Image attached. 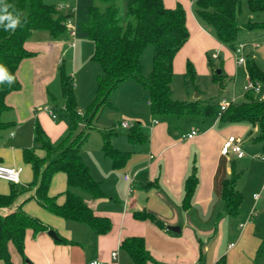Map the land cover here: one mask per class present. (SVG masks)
<instances>
[{"label": "crops", "instance_id": "0c3cea01", "mask_svg": "<svg viewBox=\"0 0 264 264\" xmlns=\"http://www.w3.org/2000/svg\"><path fill=\"white\" fill-rule=\"evenodd\" d=\"M164 1L170 7L176 6L178 2L183 3L190 30L188 41L175 55L174 77L178 72L185 73L188 60L195 61L190 46L196 41L201 55L205 53L208 58L209 52H218V58L213 59H221L223 72H227L219 80L221 88L226 87L227 79H233L234 82L238 80L242 73L240 67L244 63H238L235 57V68L227 70L226 57H229V53L224 51L227 45L210 33V28L199 19L194 9L195 0ZM67 2L71 5L73 0ZM69 7L64 10L70 12ZM42 31L47 33H39ZM65 32L55 37L48 30H36L25 42V47L33 55L24 58L18 68L21 88L6 96L9 108L4 112H11L7 120L20 131L18 134L10 132V137H15L16 140L11 146L6 148L0 144L1 163L5 165L23 166V151L34 142L36 119L52 141L59 140L67 132L68 123L56 121L46 109L52 107L53 101L57 102L62 96V92L58 95L51 89L56 80H59V66L70 61L73 66V71L70 72L73 76L77 75L81 50L85 44L78 36H72L68 29ZM99 74L98 70L97 75ZM76 89H79V85H75V93L80 106L83 100ZM116 90L127 94L133 101H137L139 92L144 91L148 95L147 103L150 106L148 90L135 78L124 80ZM229 97L223 96L220 102L224 98L236 102L238 92L235 86ZM198 98L204 100L201 91L196 97L186 96L183 99ZM129 118L131 123L139 121L148 136L143 142H133L126 132L118 130L121 129V121L116 123L117 133L112 135L111 141L116 148L129 152L124 164L115 167L112 158L103 152V135L99 145L92 150L87 149V158L84 156L92 174L101 182L105 195L96 197L86 192L82 194L96 214L111 219V230L99 234L84 222L54 214L31 198L34 189L26 190L12 206L0 207V213L7 214L21 207L29 214L39 217L48 225V229L37 234L32 230L27 231L24 254L17 250L13 242H9L13 264H89L95 259L105 264H135L131 255L121 248L123 239L134 235L144 236L153 257L163 264H216L220 260L224 264H264V231L258 229L259 217L253 219L252 216L249 219L252 208L264 195L258 200L252 195L261 191L264 184V168H260L258 172L253 170L254 162H259L254 157L263 150L262 144L252 139L257 127L248 122H224L219 116H155L151 109L148 119L139 116ZM32 121L33 134L28 138L23 131ZM192 130H196L195 136L183 137V134ZM230 135L241 138L244 156L221 153L222 145ZM8 142L9 140L4 141ZM37 154L43 156L45 151ZM233 164L238 171H242L236 189L242 192L243 200L245 195H252L253 200L252 205L250 199L242 201L237 215L223 212V181L231 174ZM128 172L133 177L131 190L130 181L125 177ZM253 172L256 174L255 184L248 189ZM192 174L197 176L198 182L190 206L184 207L185 183ZM58 175L60 182L64 183V186L58 188L61 191L59 193H64L60 198L53 184ZM32 178V171H26L23 167L21 182L16 186H26ZM12 186V182L0 179V193H9ZM67 188L66 174L62 171L55 173L50 193L56 195L62 203ZM135 211L150 212L155 219H138L134 215ZM49 229H53L57 237L50 235ZM61 237L65 240H58ZM113 251H118L117 260L112 257ZM0 264L7 263L0 260Z\"/></svg>", "mask_w": 264, "mask_h": 264}, {"label": "trees", "instance_id": "16d2710c", "mask_svg": "<svg viewBox=\"0 0 264 264\" xmlns=\"http://www.w3.org/2000/svg\"><path fill=\"white\" fill-rule=\"evenodd\" d=\"M120 1L124 5L120 4ZM252 11L264 9V0H247ZM14 16L19 14L20 24L15 30L5 29L0 24V65L14 77L11 84L0 83V130L9 127L12 122L3 120L2 114L9 108L6 102L8 93L21 88L18 68L22 60L33 55L25 47V42L36 30H48L57 37L67 30L68 18L72 12L60 8L61 3L75 8V26L78 37H86L94 42L92 58L102 70L98 75L97 90L93 101L84 113L79 110L75 93L74 76L63 62L59 66L64 107L53 101V110L68 118L67 132L57 141H52L38 119L34 127V143L45 151L40 156L35 147L25 148L24 159L32 164L34 180L30 188H34V198L38 204L66 219H74L86 223L99 234L111 230L109 217L98 215L87 204L83 192L93 196H104L101 182L92 174L89 165L82 155V146L90 134L95 119L102 110L112 103L111 94L118 85L128 78H135L149 92L151 113L155 116L186 115L209 117L219 116L224 122H248L257 127L252 139L261 143L264 151V98L257 99L250 91L241 102L231 101L226 110L220 112V106L204 103L200 98L184 100L173 97L174 58L190 37L187 25V11L182 2L176 6H167L164 0H74L68 5L67 0H3ZM195 12L199 19L210 28L216 38L231 47H237L238 33L242 29L239 24L241 0H195ZM69 7V8H70ZM122 7L125 11L122 12ZM264 27V23H248L247 28ZM152 44L153 68L143 73L142 55L146 47ZM213 57L209 56L212 64ZM248 74L253 80L264 84V71L254 61L248 64ZM185 75L192 81L197 70L191 60L187 61ZM214 80L223 76L214 71ZM85 125L80 128V123ZM114 124L110 130L102 131L103 152L110 156L115 167L126 161L129 152L116 148L111 137L117 133ZM133 142H143L147 132L139 121H135L126 132ZM2 158L0 156V162ZM67 176L66 197L59 202L56 195L50 193L52 179L57 172ZM242 171L233 164L231 174L223 181V212L237 215L243 201V194L236 189ZM198 178L190 175L185 183L184 207H189ZM27 189L13 186L9 193H0V207H10L17 197ZM82 191V192H79ZM138 219H155L147 211H135ZM160 223V222H159ZM48 229L39 217L33 216L19 207L7 214L0 213V260L13 264L9 242H13L17 250L24 254L26 234L32 230L34 234ZM64 241L65 238H58ZM135 264H163L157 261L150 252L144 236H128L121 243ZM216 264H224L223 260Z\"/></svg>", "mask_w": 264, "mask_h": 264}, {"label": "rangeland", "instance_id": "374dc122", "mask_svg": "<svg viewBox=\"0 0 264 264\" xmlns=\"http://www.w3.org/2000/svg\"><path fill=\"white\" fill-rule=\"evenodd\" d=\"M49 1H52V0H49ZM241 3H242V8L239 14V24L242 27V29L238 33L237 43L243 44L241 55L245 57L246 62L244 63V66L240 67V73L241 72L242 73L239 79L234 82L233 79L229 80L227 79V77H225L227 79V85L225 88H221L219 85L220 81L214 80L213 73L214 71H218L219 69L223 68L222 60L213 59L212 64H210L209 57L207 58L205 53L201 55L200 49H199L200 47H198L199 46L198 42L193 41L192 45L190 46L191 47L190 50L195 55V58H196L195 61L192 60L197 70L196 78L192 81L189 77L185 75V73L183 74L181 72H178L173 79V84H172L173 85V97L177 99H183L186 96L196 97L197 93L201 91L202 96H204V100H203L204 102L206 103L209 102V103L214 104L215 106H219L220 99L223 96L229 97L230 95H232V90H233V87L235 86V90L238 92V97H237L236 102H241L246 99L245 95L247 94V92L245 91L244 86L248 82V79L250 77L248 74V68H247L248 64L254 61L264 71V27L256 26L253 28H247L246 25H248V23L250 22L254 24L264 23V9L255 12L250 9L247 0H241ZM120 4L124 5L122 1H120ZM194 9H195V5H194ZM124 11L125 9L124 7H122V12ZM208 30L211 31L210 33H213L211 29H208ZM39 33H47V32L42 31ZM65 33L68 35L67 32ZM78 39H82L85 44L83 45L82 50H81V58L79 59L80 63L78 65L77 75L74 76V82H75V85H79V89H76V92L79 94V96L83 100L82 101L83 104L80 103L79 110L81 111V113H84L87 110L90 103L92 102L93 97L95 96V93L97 90V80H98L97 71L99 70V72L102 73V70L100 69L99 63L92 58V55L94 52V42L86 37H78ZM224 51L229 53V57L228 56L226 57V62H227L226 68L227 70L230 71L232 68H235L233 61L235 60L236 54L233 52V49L229 46H227ZM153 53H154L153 45L149 44L143 53V73L145 75H148L152 71ZM212 55L213 54L209 52L208 56L211 57ZM67 65H68V69L70 71H73V66L70 63V61H68ZM226 73L227 72L225 70L223 72V75ZM256 81L260 85V88L258 91H252V92H254L255 97L257 99H262L264 98V84L260 80H256ZM51 89L54 92L56 91L58 95L61 94L62 90H61L60 79L56 80V82L51 86ZM116 89L111 94L112 104L107 105L102 110L99 118L95 119L93 122V126L90 129L89 138L84 142L82 146L83 157L86 156L87 158V149L92 150L93 147H97V145H99L102 139V136H101L102 131L110 130L114 124L120 121H123V120L128 121V119H130L129 116H139V117H143L144 119L149 118L150 106L147 103L148 95L144 93V91L139 92L137 101H133L131 100L130 96L122 92L120 93L119 92L120 90H116ZM89 92H90V95H88ZM60 97L58 98L57 102L59 103L60 106L64 107V98L62 100V96ZM10 113H11L10 111L4 112L3 118L5 120L9 119ZM56 113H57V117L55 118L56 121H65L68 123V118L67 116H65L64 112L61 115H59L58 112ZM7 121L9 122V120ZM180 121H183V120H180ZM33 124H34V121H32L28 125V127H26L23 131V132H26L28 138L29 137L31 138L33 134ZM84 125L85 123L81 122L80 128L83 127ZM118 130L122 133L127 132L126 127H122V126H121V129L119 128ZM12 131L18 134V131H20V129L17 126L16 127L12 126L11 124L6 129L0 130V144L2 147L11 146L12 144L16 142V140H14L15 137L14 138L10 137V132ZM8 140L10 143L9 142L4 143V141H8ZM30 144H32V141L30 142ZM30 147L31 148L35 147V150L37 149L38 153L43 150L40 147H37L34 142H33V145H31ZM30 147H26V148H30ZM256 154L257 155H255L256 157H254V160H257L259 162L257 163L254 162L255 165L253 167V170L255 172L256 171L258 172L260 168H264V160H262V155H264V151L261 149L260 154L259 153H256ZM22 163H23L22 167H24L26 171L28 169L32 171L33 178H32V181L28 183V185L19 186V187L16 186V188L21 189L20 187L22 188L24 187V189L33 190L34 188H30L31 183L34 180V170H33L32 164L25 159L23 160ZM260 164L261 165L263 164V167ZM239 166L241 165L239 164ZM255 172L251 174V177L249 179V183L247 186L248 189H251L253 185L255 184V181H254V179L256 178ZM53 184L55 186L54 189L56 190L60 198L64 193L63 194L59 193L61 191H59L58 188L59 186H64V183L63 181L60 182L59 175L57 176V180L54 181ZM79 192H82V191H79ZM252 195L250 196L245 195L246 198H244L243 201L250 199V204L252 205L253 204ZM251 205H250V208H251ZM253 209H254L253 219L259 217L257 220L258 229H261L264 231V195L262 197V200L257 202V204L254 206ZM262 257H263L262 259H264V253H262Z\"/></svg>", "mask_w": 264, "mask_h": 264}, {"label": "built area", "instance_id": "2783aa9c", "mask_svg": "<svg viewBox=\"0 0 264 264\" xmlns=\"http://www.w3.org/2000/svg\"><path fill=\"white\" fill-rule=\"evenodd\" d=\"M73 2H74V0H73ZM59 7L64 9L68 6L64 3H61L59 5ZM70 9H71L72 15L68 18L67 29L70 31L72 36L76 37L77 34H76V26H75V22H74V19H75L74 5L72 7H70ZM72 44H74V43H72ZM242 49H243V44L238 43L237 47L233 50V52L236 54L238 63H245L246 62L245 57H243L241 55ZM218 56H219L218 52H215L212 55L213 58H218ZM259 88H260V85L258 84V82L256 80L251 79L250 77L248 79V82L244 86V89L246 92L258 91ZM230 102L231 101H229L226 98L222 99V101L220 102V105H219L220 106V112L226 110L227 107L229 106ZM46 109L49 111L50 115L53 118L57 117V113L53 110V108L46 107ZM120 124L123 127L130 128L133 123H131L130 121H127V120H123V121H121ZM196 134H197L196 130H192L190 133L183 134V137L184 138H191V137L195 136ZM221 153H223L224 155L235 154L238 157L244 156L245 150L243 149V147L241 145V138L238 136H235V135L228 136L222 145ZM262 159H264V155H262ZM22 171H23L22 166L5 165V164L0 162V179H4V180H7V181L12 182V183L19 184L21 182V172ZM125 177L127 180L130 181L129 190H131L132 186H133V177H132L130 172L126 173ZM262 194H264V184H263L261 191L254 193L253 197L255 200H258ZM253 208L249 214V219H251L253 214H254ZM232 245H233V243H232ZM112 257H113V259L117 260L118 259V251H113ZM89 264H105V263L101 260L95 259V260L90 261Z\"/></svg>", "mask_w": 264, "mask_h": 264}, {"label": "clouds", "instance_id": "9594fccd", "mask_svg": "<svg viewBox=\"0 0 264 264\" xmlns=\"http://www.w3.org/2000/svg\"><path fill=\"white\" fill-rule=\"evenodd\" d=\"M10 7H12V5L4 4L3 0H0V24H5V21H7L5 29L15 30L20 24V17L19 14L14 16L11 12H9ZM13 80L14 77L8 74L3 65H0V83L7 81L11 84Z\"/></svg>", "mask_w": 264, "mask_h": 264}, {"label": "water", "instance_id": "95a60500", "mask_svg": "<svg viewBox=\"0 0 264 264\" xmlns=\"http://www.w3.org/2000/svg\"><path fill=\"white\" fill-rule=\"evenodd\" d=\"M218 72H220V69L218 70ZM197 94H198V93H197ZM48 233H49L50 235H52L53 237H57V234H56V232H55L53 229H49Z\"/></svg>", "mask_w": 264, "mask_h": 264}]
</instances>
